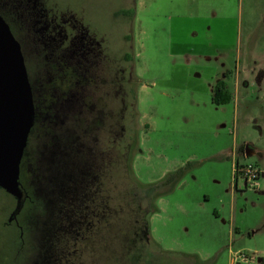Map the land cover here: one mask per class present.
<instances>
[{
  "label": "rangeland",
  "instance_id": "rangeland-1",
  "mask_svg": "<svg viewBox=\"0 0 264 264\" xmlns=\"http://www.w3.org/2000/svg\"><path fill=\"white\" fill-rule=\"evenodd\" d=\"M0 13L35 89L20 182L40 203L15 241V202L0 189V264H143L142 247L155 264L264 257V0H0ZM76 35L102 58L59 110L54 44L68 61ZM217 80L227 104L211 101ZM237 161L260 170L257 187L235 185ZM179 170L146 218L158 254L135 220L148 207L137 185Z\"/></svg>",
  "mask_w": 264,
  "mask_h": 264
},
{
  "label": "water",
  "instance_id": "water-1",
  "mask_svg": "<svg viewBox=\"0 0 264 264\" xmlns=\"http://www.w3.org/2000/svg\"><path fill=\"white\" fill-rule=\"evenodd\" d=\"M35 123V106L21 46L0 15V189L15 199L8 222L26 198L20 164Z\"/></svg>",
  "mask_w": 264,
  "mask_h": 264
},
{
  "label": "flooded vegetation",
  "instance_id": "flooded-vegetation-1",
  "mask_svg": "<svg viewBox=\"0 0 264 264\" xmlns=\"http://www.w3.org/2000/svg\"><path fill=\"white\" fill-rule=\"evenodd\" d=\"M36 23L37 24L38 23L44 24L41 21H37ZM39 25L40 24H38V26ZM47 29L48 28H45V27L42 30L39 28L38 34L43 33ZM46 38H49L46 45L51 47L54 43L53 37L47 35ZM82 39L83 38H80L78 35H76L71 40V42H70L71 44L69 47L70 49L68 51L69 52V57H68L69 60L68 61L66 60L65 55L62 56L63 54H61V52L59 51L57 44H54L56 46L55 52L57 54L59 53L56 64H55V68H54V71H55L54 72V82H55L56 89L59 92L58 97H57V106L59 107V110H61L62 106L63 105L65 106L72 99V96L74 97V94H71V92L74 91V88L76 89V87H78L79 85L89 86L93 83V82H91V76H89V75H91V71L94 70L93 67H94V64H96L95 62H97L99 59L102 58L101 57V50L99 49V46L94 45V44H86V43H84V41ZM59 42H61L63 44L64 40H59ZM59 45H61V44H59ZM123 62L129 64V69L131 71L132 70L131 61H125L124 56H123ZM120 72H123V70L120 69ZM129 78H130V76H129ZM133 94L134 93L132 92V96H131L132 102H133ZM131 105H132V103H131ZM89 109L90 108H88V106H87L86 108L83 109V111L86 114H88ZM69 110H71V109H69ZM24 155H25V153H24ZM85 179L86 178L83 177V173H81L79 175H75V178H73V185L74 186H72L71 190H70L71 193H76V195H77L78 189L82 186L83 181ZM28 196L30 197V194ZM30 201H31V199H30ZM101 202L103 204L102 209L104 211V207H107L105 197L101 198ZM6 224H8L10 226L12 224H14L19 231L22 230V226L19 224L18 221H12V222L7 221Z\"/></svg>",
  "mask_w": 264,
  "mask_h": 264
},
{
  "label": "trees",
  "instance_id": "trees-1",
  "mask_svg": "<svg viewBox=\"0 0 264 264\" xmlns=\"http://www.w3.org/2000/svg\"><path fill=\"white\" fill-rule=\"evenodd\" d=\"M1 16H3V14H1ZM4 17L5 16H3V18ZM4 19H5L6 22H8L7 18H4ZM9 26H10L11 31L13 32L14 29L11 26L10 23H9ZM13 34H14V32H13ZM124 60L125 61H132V58H131L130 55L125 54L124 55ZM31 88H32L33 102H34L35 110H36L37 105H36V98H35V89H34V86H32V84H31ZM229 99H230V97H229L228 91L226 90L225 83L223 81L217 82L215 84V86L213 87V90H212V97H211L212 103L215 104V105H224V104H227L229 102ZM133 101H135V95L134 94H133ZM35 119H36V116H35ZM34 125H35V123H34ZM240 148H242V147H240ZM22 163H23V158H22L21 164ZM21 164H20V167H21ZM235 166H238L237 162H236ZM180 172H181L180 170L177 171L176 173L170 175L166 180H164L163 182H160V183H158L156 185H150V186H144V187L140 186V185H137V189H138V194L140 196V200L144 201L147 204L148 207L145 210L137 209L136 210V219L135 220L140 224L139 225V230L142 233V237L144 239L142 242L146 243V245L153 244V246L156 249V252L158 254H161V252L159 251L157 245H155L154 243H151L150 239L148 238V225H147L146 218H147V216L149 214H151V213H153L155 211L153 206H152V203H153L154 199H156L157 197L163 195L164 193H166L168 191V189L171 187V185L179 177ZM236 179H237V177L234 174L235 185H236ZM20 180H21V178H20ZM29 194L30 193L27 192V195H29ZM12 199L15 202V199L13 197H12ZM30 199H31V201H30ZM36 206H40L39 201L35 200L31 195H30V197L28 196L26 198L25 202H24V205H23L20 213L17 215L15 221H18V218L24 212H26L27 209H29L28 210V214L31 215V213L35 212V209H36L35 207ZM41 207H42V205H41ZM41 207H40L39 210H41ZM29 215H28V217H29ZM139 218L141 219V221L139 220ZM20 225L22 226V230H20V231L16 228V226L14 224L11 225V226H14L15 229H16V235H15V239H14L15 241H21V234H22V231H23V225L22 224H20ZM134 260H135L134 261L135 263L142 262L143 264H155L154 263V261H155L154 257L151 254H146L144 247L138 249ZM257 264H264V257H262Z\"/></svg>",
  "mask_w": 264,
  "mask_h": 264
},
{
  "label": "built area",
  "instance_id": "built-area-1",
  "mask_svg": "<svg viewBox=\"0 0 264 264\" xmlns=\"http://www.w3.org/2000/svg\"><path fill=\"white\" fill-rule=\"evenodd\" d=\"M234 174L236 176L239 175L244 180L246 185L250 184L252 186L258 179L260 171L256 166L252 164H238V166H235L234 168Z\"/></svg>",
  "mask_w": 264,
  "mask_h": 264
},
{
  "label": "crops",
  "instance_id": "crops-1",
  "mask_svg": "<svg viewBox=\"0 0 264 264\" xmlns=\"http://www.w3.org/2000/svg\"><path fill=\"white\" fill-rule=\"evenodd\" d=\"M213 79V78H212ZM219 81H222V80H217V81H215L214 82V84L212 85V90H213V87L215 86V84L217 83V82H219ZM224 83H225V86H226V90L228 91V84H227V82L226 81H223ZM229 94V93H228ZM229 97H230V95H229ZM231 100V97H230V99H229V101ZM229 103V102H228ZM243 147V146H242ZM238 152V154L241 156V157H243V158H247V157H249V153H248V149L247 148H244L243 147V153L241 152V151H237ZM237 163L239 164V165H244V164H240L238 161H237ZM246 164V163H245ZM255 166V165H254ZM260 171V170H259ZM261 173V172H260ZM259 177H260V174H259ZM259 177H258V179H259ZM258 179L254 182V184L252 185V187H257V181H258ZM245 187H247V185L245 184Z\"/></svg>",
  "mask_w": 264,
  "mask_h": 264
}]
</instances>
